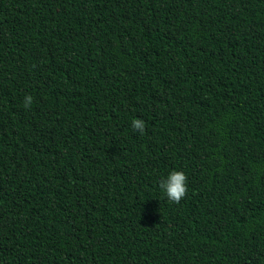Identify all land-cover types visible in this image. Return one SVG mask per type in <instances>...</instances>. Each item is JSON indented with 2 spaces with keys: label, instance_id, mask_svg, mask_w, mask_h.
Returning <instances> with one entry per match:
<instances>
[{
  "label": "trees",
  "instance_id": "1",
  "mask_svg": "<svg viewBox=\"0 0 264 264\" xmlns=\"http://www.w3.org/2000/svg\"><path fill=\"white\" fill-rule=\"evenodd\" d=\"M0 264H264V0H0Z\"/></svg>",
  "mask_w": 264,
  "mask_h": 264
},
{
  "label": "clouds",
  "instance_id": "2",
  "mask_svg": "<svg viewBox=\"0 0 264 264\" xmlns=\"http://www.w3.org/2000/svg\"><path fill=\"white\" fill-rule=\"evenodd\" d=\"M33 97L26 95L24 99V106L28 108L31 106ZM132 127L143 134L145 129V122L141 119H134ZM159 187L165 192L167 198L174 203H179L185 197L187 189V176L182 171H172L166 180L160 182Z\"/></svg>",
  "mask_w": 264,
  "mask_h": 264
}]
</instances>
